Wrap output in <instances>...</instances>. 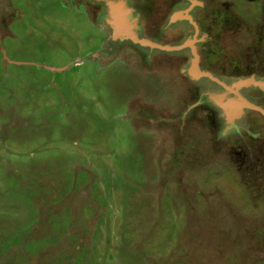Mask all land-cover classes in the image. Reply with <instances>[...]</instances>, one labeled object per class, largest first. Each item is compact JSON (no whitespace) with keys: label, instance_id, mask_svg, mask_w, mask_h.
<instances>
[{"label":"rangeland","instance_id":"374dc122","mask_svg":"<svg viewBox=\"0 0 264 264\" xmlns=\"http://www.w3.org/2000/svg\"><path fill=\"white\" fill-rule=\"evenodd\" d=\"M201 1L173 17L195 25ZM217 2L244 19L232 40L264 47V0ZM0 15V264H264L263 133L244 156L227 129L179 134L191 88L175 57L107 53L77 0H0ZM232 26L217 27L213 68L200 66L215 79L237 58Z\"/></svg>","mask_w":264,"mask_h":264},{"label":"flooded vegetation","instance_id":"af4514ba","mask_svg":"<svg viewBox=\"0 0 264 264\" xmlns=\"http://www.w3.org/2000/svg\"><path fill=\"white\" fill-rule=\"evenodd\" d=\"M79 3H82L85 7L93 9V20L99 25V27L104 30L106 34V52L111 53V55H120L124 51L131 52L132 54L139 56L147 51L149 54L146 56L154 57L158 56L161 59L175 57L173 61L175 66H178L181 77L188 81L190 84V103H188L185 111L179 116L180 123L182 127H178L177 131L179 134L183 131L186 126L196 127L197 122L205 123L206 128L219 132L227 129V134L229 135V142L231 144L227 147L235 150L236 155L244 156L248 147L243 144L246 139L250 141L251 144L256 139L263 138L262 133L264 134V115L260 114L258 111L243 109L242 114L232 120L224 115L222 109H220L218 104H215V99H219V94H226L225 98H236V93L244 98L247 102L262 108L264 106V52H260V48L264 50V47L257 48L254 46L251 49H244L243 46H239V42L232 40L231 35L239 33V35H247L248 33H241L240 22H243L244 19L238 18L236 15L230 12L229 3H218L217 0H211L209 2L202 0L203 5L196 6L193 10L194 13L190 14L191 19H193L195 25L185 19L184 17L172 19V16L178 11L176 8L184 6V4L192 3L196 0H123L125 7L129 8V3H139L136 8H139V16L144 20L140 23L139 28H132V33L135 34L137 39H146L152 41L156 44L162 42L167 35L172 37V40L169 42L170 47H177L174 50H165L159 49L157 47H149L140 45L137 42H134L128 36H117L114 38V33H122V29L118 27L113 28L110 25V16L108 14L109 7L108 3H118V0H77ZM120 1V0H119ZM118 11V7H116ZM260 8L263 9V13L259 14V19L264 20V3H260ZM212 10L216 16L220 18V21H213L214 19L209 16V12ZM132 12V11H131ZM0 18H3L0 15ZM210 18V20H209ZM212 18V19H211ZM4 19V18H3ZM2 19V22H3ZM258 19V20H259ZM1 22V20H0ZM230 28L234 29L235 25L237 30L235 32L231 31L229 33L228 39L232 40L233 49H229L230 54L234 50V53L237 55V58H230L227 61L225 66L221 67L223 71L221 77H226L227 79L220 80L217 78L215 80L203 76L198 79L192 78L188 73V68L190 67L191 60L196 57V64L198 69L213 68V64L216 63L220 52L214 48L215 40L220 39V31L217 29L220 23L227 26L232 24ZM245 23V22H244ZM213 25H215L216 32L212 35ZM191 27V29H189ZM245 26L244 28H246ZM201 29V30H200ZM198 31L197 38L192 42L193 33ZM192 32V33H190ZM256 33V32H255ZM258 38L264 40V33L257 32ZM198 39V40H197ZM237 39V38H236ZM238 41V39H237ZM228 42V41H227ZM187 43V44H186ZM259 43V41H258ZM104 44V43H103ZM186 44V46H184ZM163 44L160 46H168ZM103 48V47H102ZM0 50H5L0 45ZM244 50L249 52V56L245 59L243 56ZM119 53V54H118ZM229 53H225L223 47V55L226 54L228 57ZM242 59V60H241ZM247 60V61H244ZM201 66V67H200ZM214 78V77H213ZM241 80L242 83L239 87H236V83ZM221 81V82H220ZM222 81H227L225 84ZM208 83L212 85L210 88H206L205 92L209 90V93L205 94L201 91L202 84ZM202 85V86H201ZM233 87L232 92L227 91L224 87ZM236 90V93L233 92ZM214 98V99H213ZM223 101L222 103H224ZM235 106V103L233 105ZM230 109V107H229ZM264 109V108H262ZM253 114H255L253 116ZM205 118V119H204ZM260 120L258 123H254V120ZM204 120V121H203ZM219 126V127H218ZM229 126V129L227 128ZM193 129V128H191ZM229 130V131H228ZM200 133L204 132L199 128ZM226 136V135H225ZM247 137V138H246ZM228 138V137H227ZM240 142L238 145L233 143ZM236 146V147H235ZM235 147V149H234ZM232 152V151H230ZM249 152L250 149H249ZM250 163H253L255 160L249 158ZM256 162V161H255ZM259 163H264V161H258Z\"/></svg>","mask_w":264,"mask_h":264},{"label":"water","instance_id":"95a60500","mask_svg":"<svg viewBox=\"0 0 264 264\" xmlns=\"http://www.w3.org/2000/svg\"><path fill=\"white\" fill-rule=\"evenodd\" d=\"M122 4V8L123 10H128L126 7H125V3L123 0H118V3H108V7H109V16L111 18V20L109 21L110 22V25H112L113 28H116V24L118 22L114 12L115 10L117 9L116 7H118L117 5L119 4ZM120 9V8H118ZM174 16V15H173ZM172 16V17H173ZM172 19H176V17H173ZM171 19V20H172ZM127 22V21H126ZM119 23V22H118ZM131 25L130 24H126V30L124 33H114V38H117V36H128L130 39H132L134 42H137L139 43L140 45H143V46H149V47H157L159 49H165V50H174L176 49L177 47H170V46H160L152 41H149V40H146V39H137L135 37V34L132 33L131 31ZM3 54H5V52L3 50H1ZM51 70H60V69H51ZM188 73L190 74V76L192 78H195V79H198L200 77H203V76H206V77H209L215 81H217L215 78H213L211 75H209L208 73L206 72H202L198 69V66L196 64V57H194V59L191 60V64H190V67L188 68ZM242 83H244V81L242 82L241 80H239L237 83H236V87H239ZM227 91H231L232 92V88L233 87H226L224 86ZM234 93H236V90H233ZM225 95H227V92L226 94H219L218 95V98L219 99H215V104H218L220 109H222L224 115L228 118V120H232L233 118H236L238 116H240L242 114V111L243 109H250V110H254V111H258L260 114L264 115V110L261 109L260 107H257L249 102H247L244 98H242L239 94L236 93V98H225ZM214 99V98H213ZM223 101H225L224 103H222ZM233 103H235V106L234 108L230 107V105H233ZM230 107V109H229Z\"/></svg>","mask_w":264,"mask_h":264},{"label":"bare ground","instance_id":"6f19581e","mask_svg":"<svg viewBox=\"0 0 264 264\" xmlns=\"http://www.w3.org/2000/svg\"><path fill=\"white\" fill-rule=\"evenodd\" d=\"M114 14H115V16H116V18H117V20H118V22H117V26L118 27H120L121 29H122V33H124L125 32V28H126V24L127 23H125L124 21H123V19H122V16L118 13V11H116L115 10V12H114ZM124 30V31H123ZM128 31V30H127ZM230 107H231V105H230ZM179 108V107H178Z\"/></svg>","mask_w":264,"mask_h":264},{"label":"crops","instance_id":"0c3cea01","mask_svg":"<svg viewBox=\"0 0 264 264\" xmlns=\"http://www.w3.org/2000/svg\"><path fill=\"white\" fill-rule=\"evenodd\" d=\"M122 4L120 3L119 5H117L118 6V8H120V9H118V13L122 16V19H123V21L125 22V23H127L126 22V15H127V13H128V10H123V8H122V6H121ZM126 29V28H125ZM127 30V29H126ZM125 30V31H126ZM124 31V30H123Z\"/></svg>","mask_w":264,"mask_h":264}]
</instances>
